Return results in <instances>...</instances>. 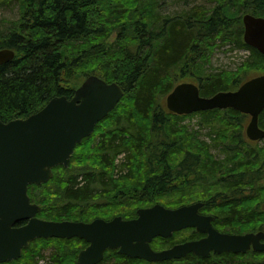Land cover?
<instances>
[{
  "label": "trees",
  "instance_id": "obj_1",
  "mask_svg": "<svg viewBox=\"0 0 264 264\" xmlns=\"http://www.w3.org/2000/svg\"><path fill=\"white\" fill-rule=\"evenodd\" d=\"M11 1L18 16L0 25V49L14 51L0 64L2 121L27 117L54 96L71 98L90 74L124 91L75 145L68 165L54 166L45 183L28 187L30 200L40 206L37 216L132 218L137 208L154 203L174 208L201 201L200 211L213 215L218 230H264V139H246L247 117L232 108L179 115L164 105V96L180 81H194L200 95L210 96L264 73V54L242 39V15L264 16V0H209V7L165 15L160 0H0V5ZM229 44L248 54L235 70H208L211 54ZM192 115L210 126V142L180 122ZM258 125L264 128V109ZM200 235L186 228L155 237L150 245L159 250ZM86 245L78 237H39L18 258L0 264H76ZM98 264H264V251L202 258L190 253L148 262L107 249Z\"/></svg>",
  "mask_w": 264,
  "mask_h": 264
},
{
  "label": "water",
  "instance_id": "obj_2",
  "mask_svg": "<svg viewBox=\"0 0 264 264\" xmlns=\"http://www.w3.org/2000/svg\"><path fill=\"white\" fill-rule=\"evenodd\" d=\"M242 22L244 43L264 54V17L245 13ZM13 56L12 49H0V64ZM123 93L117 83L90 74L71 98L54 96L25 118L0 119V262L18 258L22 248L37 237L76 236L86 240L88 245L79 251L77 264L98 263L107 248L147 261L180 258L191 252L206 257L226 251H264V231L220 232L213 227L211 215L199 212V201L175 208L155 203L138 208L136 217L129 219L117 215L110 220L84 222L36 216L40 206L30 201L28 186L46 182L54 166H67L74 146L93 131ZM165 105L176 114L233 108L250 116L245 128L249 139L264 138V129L258 126L264 109V74L247 79L235 90H220L211 96H201L193 82H179L166 95ZM186 227L206 235L160 250L150 246L154 237H169Z\"/></svg>",
  "mask_w": 264,
  "mask_h": 264
},
{
  "label": "rangeland",
  "instance_id": "obj_3",
  "mask_svg": "<svg viewBox=\"0 0 264 264\" xmlns=\"http://www.w3.org/2000/svg\"><path fill=\"white\" fill-rule=\"evenodd\" d=\"M205 5V6H204ZM209 0H160L159 11L162 14L174 13L183 8L192 7H209ZM18 16L17 4L15 1H11L10 4L0 5V25H4L3 20H13ZM232 44L221 46L216 49L210 56V63L208 70H235L245 56L248 54L245 50L238 49ZM251 75H254L252 73ZM165 98V96H164ZM182 124L187 126L189 130H193L197 133L198 139L205 142H210L208 135V130L210 126L201 123V116L196 115L193 117L186 118L180 121ZM213 154L217 156H222L218 154V150L214 148L211 149ZM49 251H45V255H48ZM40 264H45V260H42Z\"/></svg>",
  "mask_w": 264,
  "mask_h": 264
},
{
  "label": "flooded vegetation",
  "instance_id": "obj_4",
  "mask_svg": "<svg viewBox=\"0 0 264 264\" xmlns=\"http://www.w3.org/2000/svg\"><path fill=\"white\" fill-rule=\"evenodd\" d=\"M21 223H24V222H21ZM21 223H18L17 225H19V224H21ZM203 236H205L204 233H202L199 237H203ZM199 237H198V238H199ZM223 253H226V252H223ZM223 253H221V254H223Z\"/></svg>",
  "mask_w": 264,
  "mask_h": 264
},
{
  "label": "bare ground",
  "instance_id": "obj_5",
  "mask_svg": "<svg viewBox=\"0 0 264 264\" xmlns=\"http://www.w3.org/2000/svg\"><path fill=\"white\" fill-rule=\"evenodd\" d=\"M149 12H150V10H149ZM249 222H252V221H249ZM196 232V231H195Z\"/></svg>",
  "mask_w": 264,
  "mask_h": 264
}]
</instances>
